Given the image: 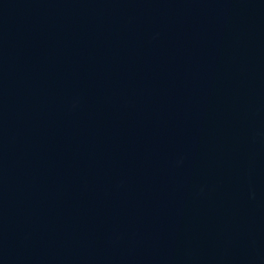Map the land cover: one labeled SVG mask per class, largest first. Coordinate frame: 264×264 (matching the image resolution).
I'll use <instances>...</instances> for the list:
<instances>
[{"label":"water","instance_id":"obj_1","mask_svg":"<svg viewBox=\"0 0 264 264\" xmlns=\"http://www.w3.org/2000/svg\"><path fill=\"white\" fill-rule=\"evenodd\" d=\"M0 264H264V0H0Z\"/></svg>","mask_w":264,"mask_h":264}]
</instances>
